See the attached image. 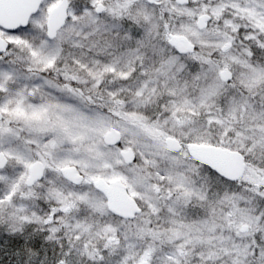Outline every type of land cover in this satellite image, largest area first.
I'll use <instances>...</instances> for the list:
<instances>
[{
	"label": "snow or ice",
	"instance_id": "obj_1",
	"mask_svg": "<svg viewBox=\"0 0 264 264\" xmlns=\"http://www.w3.org/2000/svg\"><path fill=\"white\" fill-rule=\"evenodd\" d=\"M0 264H264V0H0Z\"/></svg>",
	"mask_w": 264,
	"mask_h": 264
}]
</instances>
